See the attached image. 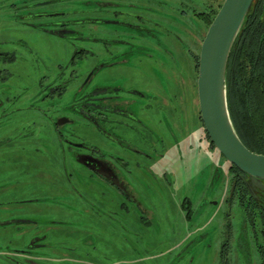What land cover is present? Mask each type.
<instances>
[{
  "label": "flooded vegetation",
  "instance_id": "1",
  "mask_svg": "<svg viewBox=\"0 0 264 264\" xmlns=\"http://www.w3.org/2000/svg\"><path fill=\"white\" fill-rule=\"evenodd\" d=\"M45 1L28 5L35 8ZM97 4L98 14L109 6L106 11L110 17L87 20L111 24L107 29L111 32L70 29V23L80 20L74 19L78 12L62 17L65 12L56 7L41 12L29 10L31 20L24 19V24L69 38L73 46L68 60L50 64L34 77V92L26 86L18 92L13 91V85L5 87L3 70L12 67L15 72L13 63L17 59L0 60V264H48V260L86 264L82 260L97 254L81 244L77 236L80 229L95 232L100 226L118 224L120 213L126 215L131 228H156V242L165 238L157 231V227L166 225L161 197L165 190L176 188L181 158L175 127L170 123L175 111L165 110L164 92L176 79L174 71L178 73L176 64L180 61H176L174 52L187 45L190 51L192 44L183 34H170L171 30L186 34L178 25L177 15L164 18L155 12H143L136 7L142 4L132 0H97ZM181 12L185 14L184 9ZM35 19L45 21L36 23ZM87 39L95 41L93 47ZM136 50L138 57L132 59ZM164 52L166 61L159 58ZM192 55L196 69V54ZM148 61L151 66L146 65ZM109 67L142 74L150 70L156 85L149 88L138 81H126L125 86L98 83L96 76ZM163 78L171 82L168 87ZM70 88L74 89V98L64 102ZM78 123L89 128L93 137L82 134ZM240 207L244 226L238 249L249 262L252 239L262 260L264 235L248 220L246 207ZM257 208L260 217L264 206ZM192 219L186 217L189 222ZM169 224H174L173 220ZM59 229L60 242L76 245L75 250H81L78 254L62 259L50 251L47 255L39 253L37 238L46 236L49 239L45 244L50 246V237ZM198 238L193 237L191 243ZM225 257L222 248L221 260L226 261Z\"/></svg>",
  "mask_w": 264,
  "mask_h": 264
},
{
  "label": "rangeland",
  "instance_id": "2",
  "mask_svg": "<svg viewBox=\"0 0 264 264\" xmlns=\"http://www.w3.org/2000/svg\"><path fill=\"white\" fill-rule=\"evenodd\" d=\"M34 1L36 0H0V42L4 41L0 45V60L12 62L17 59L13 63L15 72L12 67L10 69L4 67L2 75L5 78L4 86L7 88L15 86L16 89L13 90L15 92L19 91L18 88H25V86L30 89L29 92H34L37 83L34 77L44 72L43 70H47L50 64L68 60L73 52L69 38L48 34L29 24H24V19L25 22L31 20L27 15L29 10L41 12L56 7V9L65 12V16L62 17H71L78 12L80 15L74 16L77 17L74 19L80 20L70 23V29L85 32L93 30L111 32L107 30L111 29L109 26L111 24H103L100 21L93 23L87 20V18L93 17L101 19L106 15V18L110 17L106 11L109 6L104 8L101 6L104 11L102 10L98 14L100 9L97 0H48L34 5L37 6L35 8L28 5ZM132 1L136 4L141 3L142 5H136V7L143 12H155L164 18H174L177 15L180 22L178 25L186 31V34L183 31L175 32L174 30H171L170 34L175 37L183 34L186 40L192 44L190 51L187 45L185 49L181 48L173 54L176 61H180L176 64L178 73L174 71L175 81L171 83L166 78L162 79L165 87L171 83L168 91L164 92V105L166 111L168 108L172 113L175 111V116L171 117L170 123L175 127L177 135L175 143L180 151L179 180L176 182L174 190H165L161 197L166 225L164 227L160 225V228L157 227V231H160L159 236L165 237L163 240L156 242L154 237L158 232L154 233V227L142 230L133 226L131 228L126 215L120 213L118 214L120 218L118 224L112 222L100 226L98 227L99 231L95 232L88 229H85L87 231L80 229L79 234L76 232L82 241L81 244L86 246V250L91 254H97V256L89 255L82 261L86 264H261L262 260L257 255L252 239L249 247L252 257L249 262H246L245 256L238 249L244 226L242 210L238 201L235 200L232 207H229L226 202L230 196L235 172L233 165L213 143H210L200 115L197 92L199 67L197 64L196 69H193L195 62L192 59V54H196L197 63V56L200 54L203 39L210 26L208 19L214 16L215 11L218 12L224 0H178L177 3L176 0ZM181 9L185 10V14L180 13ZM17 14L25 16H16ZM44 21V19H35L33 22ZM168 25L165 24L166 27ZM101 29L102 31H100ZM189 33L194 36H192L193 39H189ZM85 41L90 42L89 46H94L93 42L95 41L90 39ZM137 51L139 53V50H136L132 59L137 56ZM166 57L164 52L159 58L166 61ZM171 57L169 56L170 59ZM84 62L88 61L84 60ZM146 65L151 66L149 61ZM80 66L88 67L86 64ZM166 67L168 68L169 64H166ZM1 70L0 68V72ZM170 71H172V67ZM150 73V70L142 74L134 69L127 71L125 68L109 67L102 70L95 80L100 84L122 83L123 86L126 81H138L152 88L153 85H156V79H153ZM79 75L81 76V74ZM3 81H0V85ZM75 86L77 87V85ZM73 91L74 89L70 88L64 95V102H70L74 98ZM76 104L79 106L78 103ZM166 120H168L167 116ZM78 126L85 136L94 135L84 125L78 123ZM186 217L193 219L189 222ZM171 220L174 224H169ZM229 223L230 226H228ZM249 234L251 237V230ZM55 235L50 237V246L45 244L49 239L46 236L42 235L37 238V244L40 245L38 246L40 247L39 253L47 255L52 252L57 256H63L62 259H66L67 256H73L74 253L78 254L81 251L80 249L75 250L76 245H72L71 242L69 244L60 242V229L55 232ZM195 236L199 238L193 244L191 239ZM245 236L247 237V235ZM169 238H172L171 242ZM55 240L57 243L54 242ZM46 248L47 251L43 250ZM222 248L226 251V261L221 260ZM49 262L72 264L62 260H48V264ZM42 264L46 263L42 261Z\"/></svg>",
  "mask_w": 264,
  "mask_h": 264
},
{
  "label": "water",
  "instance_id": "3",
  "mask_svg": "<svg viewBox=\"0 0 264 264\" xmlns=\"http://www.w3.org/2000/svg\"><path fill=\"white\" fill-rule=\"evenodd\" d=\"M255 0H224L203 39L197 79L200 115L211 142L246 173L250 190L264 181V154L249 149L239 137L228 106L227 72L237 36Z\"/></svg>",
  "mask_w": 264,
  "mask_h": 264
},
{
  "label": "trees",
  "instance_id": "4",
  "mask_svg": "<svg viewBox=\"0 0 264 264\" xmlns=\"http://www.w3.org/2000/svg\"><path fill=\"white\" fill-rule=\"evenodd\" d=\"M216 14L217 11L208 19L209 24ZM197 60L199 67V55ZM227 97L239 137L249 149L264 154V0H255L233 46L228 63ZM233 170L226 202L229 207L235 200L245 206L248 220L256 223L264 235V213L259 217L257 208L264 206V181L255 185L253 193L248 186L250 177L234 165Z\"/></svg>",
  "mask_w": 264,
  "mask_h": 264
}]
</instances>
